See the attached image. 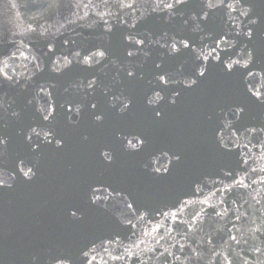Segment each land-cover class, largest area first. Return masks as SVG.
Returning <instances> with one entry per match:
<instances>
[{"label": "water", "instance_id": "1", "mask_svg": "<svg viewBox=\"0 0 264 264\" xmlns=\"http://www.w3.org/2000/svg\"><path fill=\"white\" fill-rule=\"evenodd\" d=\"M205 3L206 0H185L180 10L174 11L156 7V0H135L132 8L120 6L119 0H0V52H16L12 59L5 56L6 71L14 79L0 78V138L5 141L0 146V176L12 185L0 189V264H52L53 256L68 257L65 264H80V250L92 241L99 244L118 233L128 244L129 237L136 239L133 231L139 235L141 230L151 233L141 248H158L142 257H152L147 264H164L160 253L165 249L174 253L168 256V264H221L225 256L232 264H259L251 246L264 249V149L257 144V140H264V133L254 138L245 129L264 125V104L255 98L247 100L246 112L239 120L225 113L240 129L239 139L229 144L231 151L217 149L201 116L212 105L219 88L242 98L248 94L249 83L254 85L253 91L264 92V72L260 71L259 61L264 58V24L258 22L254 26L255 35L249 44L257 56L252 69L254 80L228 77L213 60L208 65V80L185 91L174 107L166 109L168 117L164 122H153L150 109L157 105L147 104L156 83L154 63L180 82L172 87L181 89L186 79L193 78L190 72L197 62L196 55L214 46L218 32L231 35L235 51L248 43L246 37L236 36L246 18L229 19L226 8H204L209 20L206 27L201 25L203 31H193V26L185 24ZM241 6L250 9L253 19L264 15V0H242ZM37 24L43 28L26 31ZM129 38L144 43L133 46ZM182 38H191L192 50L170 55L169 44ZM49 40L54 55L48 52ZM177 47L181 45L178 43ZM88 50L104 51L105 56L96 57L100 62L92 61L89 67L82 58L72 55L79 51L82 57ZM128 51L134 55L129 57ZM64 57L71 61L67 67ZM128 72L135 76L129 77ZM90 80H95L96 87L86 97ZM69 101H80V106L92 101L97 108H83L77 116L74 106L69 119L65 115ZM121 102L130 104L127 111H121ZM53 108L54 118L43 120L45 109ZM93 111L103 114L102 122L95 121ZM33 128L40 132L39 147L33 136L29 148L27 136ZM49 131V139L63 138V147H57L55 140L52 144L45 141ZM137 132L147 135L150 143L143 152L133 154L121 140L132 139ZM230 135L231 131L225 133L226 138ZM157 148L183 151V164L164 176L145 169ZM107 150L114 154L111 164L101 157V152ZM161 162L171 167L167 158ZM29 167L35 173L30 180L19 171ZM226 171L248 187L235 185L223 196L217 193L209 200V204L217 205L215 210L200 204L210 191L234 183L233 176L224 175ZM214 180L222 183L214 185ZM196 182L206 185L203 194L193 193ZM89 185L102 188L98 194L108 199L99 203L107 207L89 204ZM184 199L195 203L179 212L183 223L160 215L176 212L174 206ZM221 199L226 203L220 204ZM130 202L140 213H146L143 221L126 208ZM225 208V215H216ZM74 209L80 210L78 215L83 214L82 220L70 216ZM197 212L200 215L193 219ZM126 216L137 225L136 229L120 223ZM157 223L163 225L160 235L164 239L159 245L155 240L160 235L152 232ZM230 235L237 236L239 246ZM180 245H184L183 251ZM101 255L108 259L106 253ZM177 256L179 260L175 259ZM259 260H264V255ZM94 264H101L99 257ZM108 264L130 262L108 260Z\"/></svg>", "mask_w": 264, "mask_h": 264}, {"label": "snow or ice", "instance_id": "2", "mask_svg": "<svg viewBox=\"0 0 264 264\" xmlns=\"http://www.w3.org/2000/svg\"><path fill=\"white\" fill-rule=\"evenodd\" d=\"M119 2L120 6L122 7L132 8L134 6L135 0H130V2L127 3H125L124 0H119ZM184 3L185 0H156V7L162 8L164 10L172 9L174 11H179L180 5ZM241 4L242 0H206V3L202 5L201 10L197 12L195 16H193L191 19H187L184 21L185 24L193 26V31H203L204 29L201 28V25H205L206 27L207 22L209 20V13L205 12L204 8H207L209 10L226 8L229 10V19H239V17L241 16L246 18L245 21H241V23L243 24V28L236 32V36L246 37L248 43L244 44V46L240 48L239 51H235L233 49L236 48V45L230 43L231 35L224 34L223 32H218L214 38V46L211 47V49L207 52H204V50L202 49L201 52L196 55L197 62L193 65L190 72V77L193 78L186 79V81L183 82L184 87L181 89L172 87L171 85L173 83L180 82L174 81L173 75L168 70L163 68L160 64L154 63L155 71L153 72V76L156 83L151 90L153 95L147 97L148 105H157L156 107H152L150 109L151 119L153 120V122L157 124L164 122L168 117V112L166 111V109L174 107L178 103V99L183 95L185 91L190 90L194 86H198L202 82L208 80V65L210 61H216L218 66L223 69L225 75L228 77L238 76L242 81L245 80L247 77H252L253 80L255 79L256 74L252 71V69L256 67V50L253 47H249V44L253 41L255 35L254 26L258 22L264 24V15L260 16L258 19H253L252 14H250V9H245L241 6ZM77 6L79 7V5ZM232 13H236L237 15L233 17L231 15ZM104 23L107 24V21H105ZM40 28H43V25L37 24L36 28H32L31 26H29L26 31L37 32ZM106 30L109 32L112 31L111 28H108ZM46 31L47 29H45L43 32H40V34L44 35ZM190 40L191 38H182L179 41H172L169 44V54L178 55L181 54L184 49L192 50L191 44L194 42H190ZM12 43L15 44V41H12ZM65 43H67V41ZM129 43L133 46H142L144 41L139 39L132 41L131 38H129ZM178 43L181 45V47L179 48L177 47ZM221 44H223L224 47H221ZM47 47L48 52L53 53L54 55L55 52L52 41L49 40L47 42ZM17 51H19V49H17ZM20 55H23V52H20ZM72 55H74V57L78 59L82 58L83 63L91 67V62L95 61L96 63H99L100 61L96 60V57H104L105 52L88 50L81 57V52L75 51L72 53ZM127 55L131 57L134 55V53L132 51H128ZM5 56H7V59H12L16 56V52H12L10 54L0 52V78H2L3 80H13L14 77L10 76L6 71V69L8 68V63L7 59H5ZM64 59L66 61L65 67L71 64V61L67 60V57H64ZM259 61L260 71L264 72V58ZM35 67L39 69V64H36ZM127 75L129 77L135 76L133 72H128ZM16 83H19V81H16ZM95 87V80L88 81L86 84L85 96L87 97L88 95H90L91 92L95 90ZM253 87L254 85L249 83V86L247 88L248 94L245 98L231 93L225 88H219L216 91V94L212 101V105L210 107H206V109L202 112L201 119L203 126L206 130L210 129L211 137L213 138L218 150L231 151V149L229 148V144L235 143V141L239 139L238 133L240 132V129L235 127L233 121L228 119V116L225 115V113L230 114L232 117H235L237 120H239L242 119L243 114L246 112L247 100H252L253 98H255L256 101L261 104H264V99H261V97L264 96V92H261L258 89L253 91ZM41 91H43V87H41ZM161 93H164V95H161ZM74 106L75 114L77 116L82 113L83 108H97V104L92 101H88V103L83 106H80V101H69L67 111L65 113V115L69 119L72 118ZM129 107L130 104H123V102H121L122 112L127 111ZM217 108L219 109V111H217ZM45 112L47 114L43 115V120L48 121L50 117L54 118L55 108H53L51 111L45 109ZM91 115L97 122H102L104 119L103 114L99 112L93 111ZM227 131H231V135L226 138L225 133ZM245 131L255 138L259 133H264V125H262L259 129H257L256 127H251L245 129ZM31 133V135L27 136V140L29 142L28 147H32L33 136H35L37 147H39L40 132H37L33 128L31 129ZM50 134V131L45 133V141L48 144H52L53 140H55L57 147H63V138H57L53 136L52 139H49L48 137ZM233 138H235V140ZM84 139L87 140L88 137L85 136ZM4 143L5 141L3 140V138H0V146L4 145ZM121 143L129 152L133 154H138L145 150V148L149 145L150 141L147 135L141 132H137L132 135V139L124 137L123 140H121ZM249 143H251V140H249ZM257 144H259L261 149H264V140H257ZM255 146L256 145H253V147ZM245 147H247V145H245ZM157 152L160 153V155H157ZM151 156L153 157V159L150 160L147 164H145L144 168L150 170L157 176H164L169 174L173 169L179 168L185 160L184 152L175 148H157L151 153ZM101 157L108 164H111L114 160V154L111 150L102 151ZM163 158H167L168 164L171 167H165L163 165V163L161 162ZM242 163L247 164V161L242 160ZM19 171L23 174V177L29 180L32 179L33 176H35V173L30 167L27 169V171H25L24 168H20ZM253 171H255V169H253ZM261 171H264V169H261ZM224 175L233 176V173L231 171H226ZM233 181L234 183L232 185L216 188L214 191H210L208 196L204 200L199 201V203L202 205L206 204L215 210L217 205L209 204V200L215 197L217 193H220L223 196L226 193L231 192L232 188L235 185L248 187V185L244 184L243 180H236L234 176ZM217 183L222 182L218 180L213 181L214 185ZM11 186V184H8L7 181L4 180L2 176H0V189L6 187L10 188ZM205 186L206 185L202 183L196 182L193 185L192 191L195 194H203ZM109 187L111 186L109 185ZM89 188L91 191L89 204L95 207H107L106 204L99 203L102 200L108 199V197L98 194L102 192V188L94 187L92 185H89ZM113 191H115V189H113ZM192 203H195V201L187 199L178 200L177 206H174L177 207L176 212H162L160 213V215L163 216L165 220H168L170 218L174 223H183V221L179 219V212L182 211L183 208L190 206ZM219 203L225 204L226 200L221 199ZM126 208L128 210H131V214L133 216H136L138 220L143 221L145 219L146 213H140L139 209L134 208L133 203H126ZM227 211L228 209L225 208L223 211L217 212L216 215H225ZM79 212V209L71 210L70 216L75 220H82L83 214L81 213L80 215H78ZM199 215V212L195 213L193 219L198 218ZM117 219L119 220V217ZM237 219H240V217H237ZM125 222L127 227H130L133 230L136 229L137 225L134 224L132 222V219L128 218L127 216L124 220H120V223L122 224H125ZM162 227L163 225L157 223L156 227L152 229V232H155L157 235H160V230ZM257 231H259V229H257ZM132 235L136 236V239L132 240L129 237L128 244L123 243L118 233L115 236L110 237L106 240H101L99 244H97L95 241H92L91 245H85V247L80 250V264H94V262L97 261L98 257L101 264H108V260L130 262V264H147L148 260H151L152 257L148 256L147 259H143L142 257L145 256L148 252L155 253L156 251H158V248H141V245H145L146 243L145 237L150 236L151 233L148 231L141 230V233L139 235L135 231H133ZM153 239L155 240V237H153ZM163 239L164 236L160 235V239L155 240L156 245H159L160 240ZM230 239L234 241L237 246L240 245V240L237 238L236 235H230ZM244 243L247 244L248 241L245 240ZM183 249L184 245H180V250L183 251ZM251 251L256 256V259L259 261V264H264V260H259V256L264 255V249L256 245H252ZM90 253H92V255H90ZM101 253H106L108 259H105L104 256L101 255ZM215 255L217 258H219L220 253L217 252L215 253ZM160 256L164 258V264H168V256H174V253L168 252L167 249H165L164 252L160 253ZM68 259L69 258L66 256H53L52 264H65V261ZM175 259L179 260V257L177 256L175 257ZM225 261L227 262V264H232V261L228 258V256L224 257L223 261H221V264H224ZM244 264H247V262L245 261Z\"/></svg>", "mask_w": 264, "mask_h": 264}]
</instances>
